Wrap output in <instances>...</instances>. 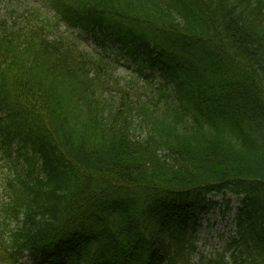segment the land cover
I'll return each mask as SVG.
<instances>
[{
    "label": "trees",
    "instance_id": "trees-1",
    "mask_svg": "<svg viewBox=\"0 0 264 264\" xmlns=\"http://www.w3.org/2000/svg\"><path fill=\"white\" fill-rule=\"evenodd\" d=\"M44 2H0V264H194L222 191L239 239L202 264H264V0Z\"/></svg>",
    "mask_w": 264,
    "mask_h": 264
},
{
    "label": "rangeland",
    "instance_id": "rangeland-1",
    "mask_svg": "<svg viewBox=\"0 0 264 264\" xmlns=\"http://www.w3.org/2000/svg\"><path fill=\"white\" fill-rule=\"evenodd\" d=\"M37 1L38 0H21V3L24 5H32ZM39 1L45 4L44 0ZM0 2L3 5H7L10 0H0ZM1 3L0 8H2ZM47 10L49 9L47 8ZM72 32L74 31L72 30L71 33ZM83 48L92 53H96L97 49L93 39L91 38L84 40ZM137 68L136 64L130 65V61H125L119 67L117 72V77L121 82V85L128 84L127 86L130 89V93H134L137 90L139 92H141V90L149 91L151 88L150 84L152 83L151 80L154 79V77L149 79L145 78V76L141 74ZM148 72L150 73V69H147L146 73ZM144 81H146L147 84H145ZM1 186L3 187V184H0V187ZM215 199L218 200V205L201 215L200 226L198 227V230L192 234L196 245L193 258L197 263L201 260V256H210L216 251L222 249L225 243L236 234L233 214L231 211L226 210L225 202L230 199V205L236 209L239 203L237 198L230 195L224 196L219 194L215 197Z\"/></svg>",
    "mask_w": 264,
    "mask_h": 264
}]
</instances>
